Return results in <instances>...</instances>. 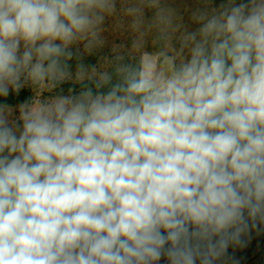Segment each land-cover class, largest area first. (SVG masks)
<instances>
[{"label": "clouds", "instance_id": "clouds-1", "mask_svg": "<svg viewBox=\"0 0 264 264\" xmlns=\"http://www.w3.org/2000/svg\"><path fill=\"white\" fill-rule=\"evenodd\" d=\"M114 10L0 0V264H228L264 231V0L198 11L166 70L78 63V92L8 103Z\"/></svg>", "mask_w": 264, "mask_h": 264}, {"label": "rangeland", "instance_id": "rangeland-1", "mask_svg": "<svg viewBox=\"0 0 264 264\" xmlns=\"http://www.w3.org/2000/svg\"><path fill=\"white\" fill-rule=\"evenodd\" d=\"M115 10L107 15L100 26L99 43L90 51L83 45L74 46V55L95 56L97 72L107 70L116 57L138 56L145 72L166 70L170 60L180 61L181 36L198 25L193 16L198 11L215 7L209 0H114ZM138 8L139 11L129 12ZM85 68L90 71L87 66ZM43 101V100H41ZM251 234V233H250ZM252 243L250 235L245 243Z\"/></svg>", "mask_w": 264, "mask_h": 264}, {"label": "trees", "instance_id": "trees-1", "mask_svg": "<svg viewBox=\"0 0 264 264\" xmlns=\"http://www.w3.org/2000/svg\"><path fill=\"white\" fill-rule=\"evenodd\" d=\"M211 3L218 5L220 0H209ZM118 61L117 57L109 61L107 66V71L112 72L114 66L117 63H122L124 65H130L133 68H141V60L138 56H125L120 57ZM95 56H83L82 60L73 55V58L69 61L70 70L72 73V78L59 84L55 88L49 90L47 87L36 88V89H25L17 97H9L8 103L19 104L21 101L31 100L35 97L38 100H45L50 96L57 94H69V91L78 92L84 85L76 79L77 64L82 63L89 69L95 67ZM90 72V71H88ZM115 78V77H114ZM84 84L91 86V82L86 78ZM252 243L247 245V247L237 248L229 247L228 255L231 259L228 264H264V231L253 230L250 234Z\"/></svg>", "mask_w": 264, "mask_h": 264}]
</instances>
